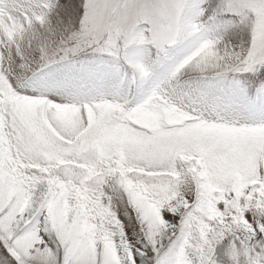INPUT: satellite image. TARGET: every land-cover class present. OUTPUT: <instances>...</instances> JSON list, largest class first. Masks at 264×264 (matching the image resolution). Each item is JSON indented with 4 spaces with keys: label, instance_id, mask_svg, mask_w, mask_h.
I'll use <instances>...</instances> for the list:
<instances>
[{
    "label": "snow or ice",
    "instance_id": "1",
    "mask_svg": "<svg viewBox=\"0 0 264 264\" xmlns=\"http://www.w3.org/2000/svg\"><path fill=\"white\" fill-rule=\"evenodd\" d=\"M0 264H264V0H0Z\"/></svg>",
    "mask_w": 264,
    "mask_h": 264
}]
</instances>
